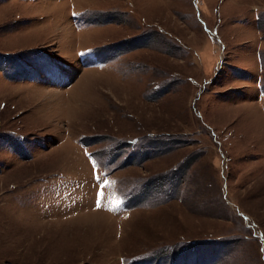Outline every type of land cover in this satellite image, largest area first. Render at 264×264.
<instances>
[{"label":"rangeland","instance_id":"374dc122","mask_svg":"<svg viewBox=\"0 0 264 264\" xmlns=\"http://www.w3.org/2000/svg\"><path fill=\"white\" fill-rule=\"evenodd\" d=\"M0 264H264V0H0Z\"/></svg>","mask_w":264,"mask_h":264},{"label":"trees","instance_id":"16d2710c","mask_svg":"<svg viewBox=\"0 0 264 264\" xmlns=\"http://www.w3.org/2000/svg\"><path fill=\"white\" fill-rule=\"evenodd\" d=\"M130 42H132V41H130Z\"/></svg>","mask_w":264,"mask_h":264}]
</instances>
